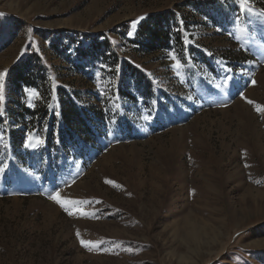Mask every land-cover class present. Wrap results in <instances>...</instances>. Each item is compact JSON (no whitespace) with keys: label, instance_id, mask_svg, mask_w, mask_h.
I'll list each match as a JSON object with an SVG mask.
<instances>
[{"label":"rangeland","instance_id":"1","mask_svg":"<svg viewBox=\"0 0 264 264\" xmlns=\"http://www.w3.org/2000/svg\"><path fill=\"white\" fill-rule=\"evenodd\" d=\"M186 1L0 0V264H264V0H200L183 32L195 51L182 58L128 39L148 14ZM124 23L132 31L119 37ZM98 33L117 64L78 57ZM27 51L52 88L103 111L91 142L50 150L60 131L69 138L55 94L47 114L15 118L37 109L36 89L6 79ZM123 61L147 75L153 96L127 66L122 83ZM8 127L25 131L16 149ZM57 192L84 203L69 215ZM81 238L101 243L89 250Z\"/></svg>","mask_w":264,"mask_h":264},{"label":"trees","instance_id":"2","mask_svg":"<svg viewBox=\"0 0 264 264\" xmlns=\"http://www.w3.org/2000/svg\"><path fill=\"white\" fill-rule=\"evenodd\" d=\"M214 0H206L204 3H213ZM203 2L200 0H187L183 4H175L172 8L166 11H159L152 14H148L147 17L137 23L134 29V37L128 38L130 41L139 42L142 46L147 47L151 50H174L177 56L183 57L186 50L188 52L195 51L192 47H186L184 43L183 32L187 30L194 19V13H199L202 10ZM186 7V8H184ZM115 32L119 34V37H127L132 31L131 25L124 23L117 26ZM64 33L62 30L52 31L51 35H55V42H52L54 49H58L57 41L62 37ZM71 37L73 40L74 36ZM85 50L77 48L75 51L78 53L79 58H86L91 61L94 55L102 57V59L114 57L113 64H117L119 59L114 52H111L108 56L105 53L109 51L110 42L104 33H98L94 36H84ZM73 43V41L71 42ZM70 49V48H69ZM41 56L36 52L27 51L23 59L8 70L6 74L7 83L9 86L14 88H21L22 86L36 89L38 91L37 109L34 107L33 111L31 108H21L18 114L14 115L15 118L23 116L24 112L27 113H38L47 114L49 112V103L52 100V96L55 94L58 98V106L60 112L61 125L67 129V135L69 138L65 139V134L60 131L59 141L54 146H51V151L56 153V156L60 155L61 152L71 151L73 147H77L80 142L87 144L92 141L90 138L89 131L97 130L95 121H101L104 118V113L101 109L93 108V105H82L79 104L73 98L69 90L64 89L61 86L52 88V84L49 81L47 75L44 73L46 64H43ZM127 63L123 61L122 80H125V72L127 70L124 67ZM130 69V79L134 83L135 89L141 93L143 98H149L153 96L155 86L149 80L147 75L143 74L140 69L133 67L130 64L127 66ZM126 67V69H127ZM123 83V81H122ZM126 87V86H125ZM127 88V87H126ZM126 88L121 86V93L130 99H135L132 92H128ZM35 109V110H34ZM10 111V106H8ZM32 111V112H31ZM93 128V129H92ZM23 129H16L8 127L6 130V137L9 140V144L16 149L19 146L25 136ZM53 133H51L52 135ZM50 136V134H49ZM77 137V139H75ZM52 138V137H51ZM50 141V140H49Z\"/></svg>","mask_w":264,"mask_h":264},{"label":"snow or ice","instance_id":"3","mask_svg":"<svg viewBox=\"0 0 264 264\" xmlns=\"http://www.w3.org/2000/svg\"><path fill=\"white\" fill-rule=\"evenodd\" d=\"M250 0H242V3H249ZM176 67H180V61L177 60L176 62ZM3 77H4V73L0 72V100L3 99ZM242 95V94H241ZM249 103H252L251 101H249ZM257 111H262L264 112V107L257 105ZM32 137L31 135H29V142L27 143V147H36V144L31 142ZM38 143H42L43 141H37ZM247 166V165H246ZM51 199L55 200L57 203H59L61 205V207L64 208V210L66 212L69 213V215H72L73 212L70 211L69 206H74L76 204H80V203H84V201H77V200H62L60 197V194L57 192L55 195L50 197ZM79 211V210H77ZM81 215H90L89 213H85V212H81ZM77 237H80V233L79 231H77ZM81 244L86 247L89 248V250H91L93 247H96L99 243H101V241H90V240H84L83 238L80 239ZM128 251H131V249H128Z\"/></svg>","mask_w":264,"mask_h":264}]
</instances>
